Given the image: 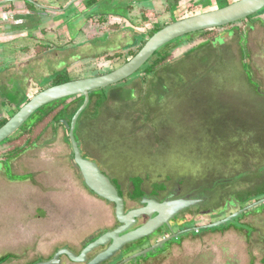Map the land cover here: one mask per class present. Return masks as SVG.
I'll use <instances>...</instances> for the list:
<instances>
[{
  "label": "rangeland",
  "instance_id": "374dc122",
  "mask_svg": "<svg viewBox=\"0 0 264 264\" xmlns=\"http://www.w3.org/2000/svg\"><path fill=\"white\" fill-rule=\"evenodd\" d=\"M56 1L61 6L68 0ZM234 1L156 0L141 22L135 12V24L111 16L98 21L87 17L75 43L97 29L90 39L103 45L69 69L64 65L73 52L60 51L52 58L49 53L42 57V48L36 56L33 50L25 53L20 44L1 47L0 117L10 118L24 105L30 82L25 77H34L30 87L36 91L49 87L57 75L75 80L108 73L129 59L128 53L144 36L143 41L148 39L153 26L164 27ZM99 3L92 13L128 18L123 2ZM71 24L69 31L75 35L78 25ZM106 32L110 42L103 40ZM198 33L160 48L158 53L170 52L171 59L153 75L145 77L142 67L119 83L93 91L74 138L82 156L99 162L105 176H169L180 180L185 192L208 195L201 209H220L231 198L219 213L223 219L264 199V9L206 37ZM106 52L110 56L105 57ZM61 69L64 72L56 73ZM80 102V96L67 99L64 116L74 115ZM25 141L15 142L24 150L12 159L5 158L11 145L0 143V264L46 258L57 247L78 245L113 222L111 206L85 189L63 126H47L32 145ZM263 255L264 203L211 228L200 240L183 239L181 248L157 264H250L251 259L260 264Z\"/></svg>",
  "mask_w": 264,
  "mask_h": 264
},
{
  "label": "flooded vegetation",
  "instance_id": "af4514ba",
  "mask_svg": "<svg viewBox=\"0 0 264 264\" xmlns=\"http://www.w3.org/2000/svg\"><path fill=\"white\" fill-rule=\"evenodd\" d=\"M3 1L4 0H0V48L8 45L6 47H8L9 49H13V47H16L17 44H20L19 48L21 50L25 49V53H28L29 51L33 50L36 56L39 55L36 51L42 48L43 52L41 56L45 57L44 54L46 55L47 53H49L47 55H52V58L58 57V52L60 51L65 53L73 52V54L70 55V57L68 58L67 62L63 60L61 61L65 62V68H67L68 66L69 69V67H73V65L79 63L80 59H87V57L90 56L91 52L98 50L99 47H102L100 45H103L101 43L102 41H100V44H98L97 41L95 42L91 40L92 38L97 36V29L93 30L94 32L88 35L84 34L86 37L84 36V39H82L79 43H75L76 41H79L77 39L80 38V33H82L83 35L84 29L82 28V25L84 24V21H86L87 17H91L92 19H94V17H98V19L96 18V20L98 21L99 19L102 20V18H108L111 16L110 19L118 18L128 23L131 22V24H135L134 21L136 20L133 17L134 14H136L135 12H137L136 15L139 18V21L141 22V20L145 18L144 11L149 8V3H154L156 0H77L71 4L69 3L73 0H68L64 5L61 6L58 5L56 0H14L8 2ZM113 1H116L118 3L123 2L125 4L126 15H128V18L119 16L117 14L91 12L95 7H97L98 4H100L99 2L110 3ZM17 3H21L22 5L17 7ZM149 9L152 10V8ZM66 14L73 15V17L68 19V16ZM55 15H59L58 19L54 17ZM153 15H155V13ZM57 21L61 22L57 24L56 28H51L50 25L52 23H57ZM66 22L68 24L72 22L71 25H78L79 31L75 34L76 36L71 34V32L69 31L70 27ZM110 25L112 27L119 26V24L117 25L114 23H110ZM156 26L157 25L153 26L151 31ZM66 30V34L63 33V31ZM151 31H149V33ZM66 35L68 36L67 40L64 39ZM109 37L110 33H103V40L109 41ZM4 38H10V40L3 41ZM144 38L145 36L141 39V41H139L140 44L142 43ZM83 40L84 42H82ZM22 42H24L25 44H21ZM28 43H31V45H29ZM111 45L114 44L111 42ZM29 46L32 49L29 48ZM52 50H54V53L51 52ZM81 50H83L84 52ZM110 54L106 52L105 57L110 56ZM63 69L58 70L59 72L56 73L64 72L62 71ZM51 79L52 76L49 78V80ZM24 80L28 82L30 81L29 87L27 88V90H25L24 94L26 101H28L31 96L44 89L42 88L41 90L36 91L31 90L30 86L31 84L33 85V81H35L34 77L32 76L25 77ZM80 123L81 121L79 122V125ZM92 162L99 164V162H97L96 160ZM99 169L101 171V168ZM107 176V178L116 188L118 195L123 200L124 214L132 210L146 207L147 202L143 203V200L150 201L153 203L155 202L157 204L172 202L179 199L197 200L198 202L195 205L187 207L181 210L180 212L174 214L160 227L155 229L150 235L145 236L137 241L123 245L121 249L116 252L112 257L99 264H157L161 261H165L168 255L173 252V250L181 248L183 239L189 241H196L202 239L203 235L206 232H209L211 229L200 228L210 223L221 220L219 219V213L224 210L226 202L231 199L229 198L225 200L222 204L223 206L220 209H201L199 208V206L209 200L208 195L204 197V192H202V196H200L201 194L194 195V191L185 192L184 186L182 185L181 181H173L169 176L151 178L146 173L136 172L128 174L120 173L117 175H111L107 173ZM134 180L139 181V193L137 195H135V190L133 186ZM85 189L94 197L100 199L101 201H104L105 203H108L111 206L113 218L112 224L108 227H105L103 230L96 231L92 235H89L78 245L64 244L60 247H57L46 258H40L26 264H35L38 262L49 261L55 256V254H57L61 250H68L75 256H79L81 252L90 243L95 241L101 235L107 232L114 231L122 226L120 223H118L115 217L114 204L97 197L86 187ZM156 216H158V213L156 212L152 213L150 216L146 214L141 215L139 218L136 219L134 226H132L129 231L143 226L150 219H153ZM164 240L166 241L163 242L161 245L157 246L155 249L145 253L142 256L137 257V260L133 259L126 263H123L126 258L133 255L134 253L144 251ZM175 240H179V242L175 243ZM110 243L111 241L104 246L94 248L85 255V261L80 263L73 261L67 254L62 253L58 257L59 262L57 264H88L99 254L104 252L110 245ZM158 248L163 249L157 252ZM141 257H143L144 259H142ZM262 258L264 259V255L261 257V259ZM133 261L135 263H133ZM250 264H253L252 259Z\"/></svg>",
  "mask_w": 264,
  "mask_h": 264
},
{
  "label": "water",
  "instance_id": "95a60500",
  "mask_svg": "<svg viewBox=\"0 0 264 264\" xmlns=\"http://www.w3.org/2000/svg\"><path fill=\"white\" fill-rule=\"evenodd\" d=\"M8 1L14 0H4L3 2ZM74 1L77 0H73L69 4L73 3ZM262 9H264V0H237L224 7L216 8L199 14H194L167 24L160 30L155 32L152 36H150L145 41L141 49L118 68L105 74L70 80L65 83L45 88L31 96L28 101L24 105H22V107H20L6 121L4 125L0 127L1 143L6 139L12 137L22 127V125H24V123L40 108L62 99L75 96L82 97V104L78 107L70 122L61 120V124L67 131L68 140L73 155V163L78 168L85 187L97 197L114 204L115 217L118 223L122 225L114 231L107 232L101 235L95 241L90 243L79 256H75L68 250H61L57 254H55V256L51 260L38 262L35 264H57L59 262L58 257L62 253L67 254L75 262H84L85 255L88 252L99 246H104L111 241L110 245L104 252L99 254L96 258L88 263L99 264L112 257L121 249L123 245L137 241L145 236L150 235L155 229L160 227L174 214L187 207L195 205L198 202L197 200L179 199L172 202L157 204L155 202L153 203L143 200V203L147 202L146 207L132 210L124 214L123 200L118 195L116 188L107 178V176H105L100 171L96 163L82 156L81 148L74 138L76 122L80 114L88 106L89 95L91 92L114 85L132 76L142 67H144V65L151 59L154 53L163 46L188 34L202 31H211L235 23L259 12ZM262 203H264V199L259 200L258 202L248 207L242 208L221 220L205 225L200 229H211L220 226L239 216L240 214H243L245 211L253 208L254 206ZM154 212L158 213V216L150 219L143 226L129 231V229L134 226L137 218L144 214L150 216ZM165 241L166 240L157 243L144 251L134 253L133 255L126 258L123 263L144 255L145 253L155 249Z\"/></svg>",
  "mask_w": 264,
  "mask_h": 264
},
{
  "label": "trees",
  "instance_id": "16d2710c",
  "mask_svg": "<svg viewBox=\"0 0 264 264\" xmlns=\"http://www.w3.org/2000/svg\"><path fill=\"white\" fill-rule=\"evenodd\" d=\"M178 2L179 1H177L175 3L176 7H177ZM226 5H228V3H226V2H222V4H221L222 7H224ZM221 6L218 8H221ZM161 28L162 27L154 28L148 34V37L152 36L155 32H157ZM208 32L209 31H202V32H199L197 35L206 37ZM144 43H145V41H142V43L138 46V48L136 50L130 51L128 53V57L131 58L132 56H134L141 49V47L143 46ZM170 59H171V53L170 52H167L165 54H160L157 51L154 53V55L151 57V59L144 65V69L141 70V73H143V75H145V77H149V76L153 75L157 69H159L161 66L165 65ZM70 80H72V79L67 77V76L57 75L54 79H52L51 86L61 84V83H65V82L70 81ZM91 93L89 95V101L93 97V94L91 95ZM67 99H69V98L50 103V104L40 108L39 110L41 112L39 113V116L35 120H33L30 124H28L23 129L18 130L12 137H10L6 141H4V143H8L11 145V147L9 149L10 151L8 152L7 155H5V158L12 159L24 150L23 148L20 147V145H17L15 142H21L23 140H26L25 142H28L27 143L28 146L32 145L40 137V135L42 134V132L45 130V128L47 126H49V125L52 126L55 124H60L61 126H63L61 124V120H66L67 122H70V119H71L73 113L70 115L69 118H66L64 116ZM82 101H83V98L81 97V102L77 106L76 110L82 104ZM26 102L27 101H25L24 104ZM95 104L97 105V102ZM84 112H85V110L80 114L78 120H80L82 118V115ZM8 119L9 118L0 117V127L2 125H4ZM67 141L69 143L68 135H67ZM72 159H73V155H72ZM74 166L77 169L78 174L81 178V175H80L78 168L76 167L75 164H74ZM133 186H134V190H135V195H137L139 193V181L134 180ZM262 263L264 264V259H262Z\"/></svg>",
  "mask_w": 264,
  "mask_h": 264
},
{
  "label": "crops",
  "instance_id": "0c3cea01",
  "mask_svg": "<svg viewBox=\"0 0 264 264\" xmlns=\"http://www.w3.org/2000/svg\"><path fill=\"white\" fill-rule=\"evenodd\" d=\"M262 259H263V258H262ZM262 259H261V258L259 259L260 264H263V263H262Z\"/></svg>",
  "mask_w": 264,
  "mask_h": 264
}]
</instances>
